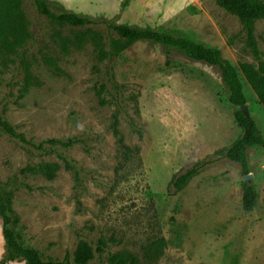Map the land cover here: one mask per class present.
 Listing matches in <instances>:
<instances>
[{
    "label": "rangeland",
    "instance_id": "rangeland-1",
    "mask_svg": "<svg viewBox=\"0 0 264 264\" xmlns=\"http://www.w3.org/2000/svg\"><path fill=\"white\" fill-rule=\"evenodd\" d=\"M49 2L55 11L217 47L237 68L241 61L257 62L238 17L215 0ZM21 11L24 29L16 47L0 46V114L36 143H77L36 149L0 128V181L13 192L11 226L19 243L44 260L67 257L70 264H77L73 253L81 240L96 249L100 239L105 251L87 264H110L118 251L133 253L139 264H264V147L247 150L258 197L254 210L245 211L244 174L226 156L243 130L221 70L155 41L125 45L103 23L74 27L50 20L32 0H22ZM255 33L264 59V19ZM115 40L122 47L112 54ZM26 68L33 81L27 90ZM238 72L247 111L264 135V107ZM58 154L78 167V181ZM208 161L175 191L176 174ZM46 163L60 164L52 179L22 171ZM162 237L163 255L153 259L152 244ZM5 252L0 216V259Z\"/></svg>",
    "mask_w": 264,
    "mask_h": 264
},
{
    "label": "trees",
    "instance_id": "trees-1",
    "mask_svg": "<svg viewBox=\"0 0 264 264\" xmlns=\"http://www.w3.org/2000/svg\"><path fill=\"white\" fill-rule=\"evenodd\" d=\"M37 12L50 20L57 21L74 27L95 26L99 23L105 24L119 36L118 38L124 44H130L139 40H151L161 43L165 46H172L193 60L203 61L207 64L217 66L221 72L223 80L227 86L228 99L237 107L235 111V120L243 130V134L229 148L226 156L231 161L237 163L244 175L250 172L247 160V150L249 147H264V135L260 132L256 120L248 112L243 111L242 106L247 104V98L243 92V83L239 72L245 77L247 83L251 86L258 97L259 102L264 107V59L259 48L255 33L256 23L264 19V0H215L216 3L227 12L238 17L245 31V47L251 52L257 62L241 61L237 68L229 60L222 56V52L217 47H211L194 39L176 36L171 33L158 30L142 29L125 24H115L109 21H97L95 19L80 16L68 11H55L49 0H32ZM22 0H0V46L6 50L13 51L23 33V15L21 11ZM120 40H115V47L112 54L118 53L122 47ZM229 44H233L232 40ZM118 48V49H117ZM103 56L108 52L101 50ZM47 61L56 69H59L53 59ZM32 74L28 68L25 70V90L32 85ZM97 94L101 104H106L107 100L102 97L103 88L98 89ZM119 122L115 118L113 122L114 133L119 136ZM0 128L11 136L20 139L22 142L31 145L36 149H45L47 145L56 148L58 145L71 146L77 143L75 139L60 140L49 138L40 143H36L27 138L26 134L19 132L8 120L0 114ZM123 143L122 138H119ZM129 148L128 146H123ZM64 166L73 172L75 180H79V169L70 159L58 154ZM211 162H201L193 165L184 172L176 174L171 184L175 191L181 190L188 181L195 176L201 168ZM60 168L59 163H46L40 166H27L22 169L23 172L40 173L45 177L52 179L56 176ZM8 182L0 181V216L3 219V234L6 240V252L0 259V264H7L10 261L24 260L25 264H70L68 258L64 260L48 259L44 260L40 252L28 246L19 243L15 229L11 226L14 223L15 210L13 207V192L9 188ZM257 191L252 182H243L242 206L245 211L254 210L257 202ZM107 243L100 239L96 249L86 240H81L73 253L77 264H87L95 256L96 252L105 251ZM155 246L153 259H158L163 255L165 247V238H160L152 244ZM149 247L148 251H151ZM110 264H139V258L129 251H118L109 256Z\"/></svg>",
    "mask_w": 264,
    "mask_h": 264
},
{
    "label": "water",
    "instance_id": "water-1",
    "mask_svg": "<svg viewBox=\"0 0 264 264\" xmlns=\"http://www.w3.org/2000/svg\"><path fill=\"white\" fill-rule=\"evenodd\" d=\"M242 109H243V111H245L246 113H248V111H247V105L246 104L242 106ZM252 177H253V174L252 173H248V174H246V175L243 176V179L246 182H250V180L252 179Z\"/></svg>",
    "mask_w": 264,
    "mask_h": 264
}]
</instances>
